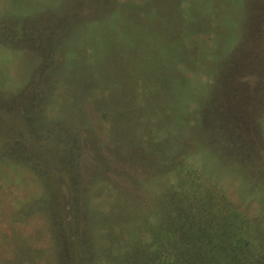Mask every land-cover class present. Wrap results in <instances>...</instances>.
<instances>
[{"label":"rangeland","instance_id":"1","mask_svg":"<svg viewBox=\"0 0 264 264\" xmlns=\"http://www.w3.org/2000/svg\"><path fill=\"white\" fill-rule=\"evenodd\" d=\"M191 248L264 264V0H0V264Z\"/></svg>","mask_w":264,"mask_h":264},{"label":"trees","instance_id":"2","mask_svg":"<svg viewBox=\"0 0 264 264\" xmlns=\"http://www.w3.org/2000/svg\"><path fill=\"white\" fill-rule=\"evenodd\" d=\"M196 241H198V244L199 245H201V243L203 242V240H202L201 237H197L196 238ZM228 250H229V248H227L225 250V253H223V255H224L225 258L221 255L222 257L220 258V263L221 264H240L242 261L241 260L235 261L234 259L232 260L231 256L228 254ZM189 252H193L194 253L193 254V257L196 258V259H201L203 263H205V264H212L211 263V261H212L211 259L213 258V256H212L213 253H211V252H204L203 249H201V248L194 249L192 251V248H191L189 251L186 252V257H187V254ZM233 252H234V248L232 250V253ZM221 253H222V251H221ZM165 258H166V256H165ZM165 258H160L161 263H163V260ZM205 258H208V260H205ZM245 264H252V262L250 261L249 263L247 262ZM253 264H254V262H253Z\"/></svg>","mask_w":264,"mask_h":264}]
</instances>
